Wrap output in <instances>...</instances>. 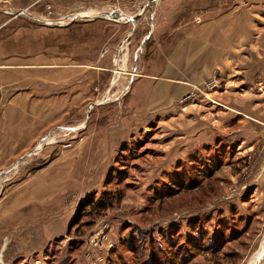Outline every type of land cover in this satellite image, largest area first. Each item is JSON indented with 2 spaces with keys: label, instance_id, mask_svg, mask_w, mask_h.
Here are the masks:
<instances>
[{
  "label": "rangeland",
  "instance_id": "rangeland-1",
  "mask_svg": "<svg viewBox=\"0 0 264 264\" xmlns=\"http://www.w3.org/2000/svg\"><path fill=\"white\" fill-rule=\"evenodd\" d=\"M222 2L224 0H147L143 7L151 11L142 15L143 7L138 8L142 0H130L136 5L135 13H122L123 20L118 21L104 18L109 23L126 21L136 25L132 32L119 34L117 38L124 41L126 47L120 55H128L124 67L132 72L140 61L135 62L131 57L135 58L141 52L144 42L154 57L150 62L151 68H156L159 53L164 56L165 50L176 44L177 38L185 36L183 32L181 35V31L194 24V16L210 14L220 9ZM232 3L236 6L240 2L232 0ZM87 4L90 6L81 9H93L95 12V8L107 10L111 7L93 3L92 0ZM64 5L68 6L67 3ZM37 6L44 15L32 14V17L45 18L41 16L48 14L46 1ZM67 8L65 11L55 7L56 15L52 16L55 20L51 24L46 23L48 26L25 17L10 22L9 15L0 13V26L6 25L0 30V41L6 42L10 36L19 35L16 45L8 46L6 61L23 66L37 64L45 67L44 70L83 64L94 71L97 69L94 75L105 72L102 69L115 67L113 61H96L100 55L96 56L98 52L114 44L95 42L99 40L100 33L86 27L94 24L95 20L75 18V24L89 30L84 48L92 58L96 56L92 61H88L90 58L84 61V55L80 54L82 48L78 47L84 28L76 26L70 32H63L74 24L68 25L71 21L68 18L60 19L63 13L79 6L75 4ZM224 8L221 12L225 11ZM96 12L93 18L100 14ZM113 30L106 34H115ZM64 34L67 37H63ZM64 45L67 52H63ZM36 58L38 63L31 62ZM138 70H144L143 60ZM106 75L114 80L118 76L113 73ZM74 86L79 87H71ZM223 86L220 84V87ZM89 87L93 93L101 90L97 80ZM73 94L74 91L71 96ZM121 98L123 95L119 96L116 104L121 103ZM82 100L77 108L72 106L63 116L60 114L44 125L40 122L39 146L40 151H51L53 145L67 150L71 143L79 150L76 143L89 138L92 155L98 156L103 151L99 160L85 159L77 168L73 164L71 171L64 170L65 173L71 172L66 183L69 187L54 194L58 212L63 214V223L66 220L70 222L80 201L90 199L91 206L84 209L71 230H62L53 239L43 240L39 247L45 249L35 258L36 261L54 264V257H64L60 255V250L77 248L73 254L82 253L80 264L250 263L264 239V171H255L253 156L249 160H238L237 145L219 147L218 141L222 137L190 145L196 142V135L189 138L188 133L187 137L183 128L175 123L183 116L182 107L177 105V112L162 114L145 111L140 116L138 112L118 111L117 105L114 108L97 105L101 100L95 95L84 96ZM186 113L189 129L196 123V114L187 110ZM205 117H208V112L201 111L199 119ZM53 139L55 142H52ZM260 148L264 151V143ZM38 162V169H42L49 161L43 156ZM256 183L258 186L255 188ZM238 194L243 196L240 205L236 202ZM47 250L48 254L45 253ZM177 257V260L173 259ZM260 264H264V259Z\"/></svg>",
  "mask_w": 264,
  "mask_h": 264
},
{
  "label": "crops",
  "instance_id": "crops-1",
  "mask_svg": "<svg viewBox=\"0 0 264 264\" xmlns=\"http://www.w3.org/2000/svg\"><path fill=\"white\" fill-rule=\"evenodd\" d=\"M45 1L47 16H41L45 17L42 19L32 17V14L44 15L38 11L37 5ZM146 1L142 0L138 8L143 7ZM236 1L240 3L234 6L232 0H224L219 5L220 9L206 13L207 20L203 23L189 24L181 31V35L182 32L185 33L183 38H177L176 44L165 50L164 56L159 53L156 68H151L150 62L154 57L144 42L137 58L131 57V60L140 62L132 72H128L123 64L128 55H120L126 47L124 41L117 38L119 34L132 32L136 25L126 21L109 23L104 16L77 17L86 21L95 20L94 24L86 26L100 33L99 40L95 42L114 44L107 50L98 52L96 56L100 55L96 61H113L116 68L113 66L102 69L105 72H96L95 75L93 72L97 69L94 71L83 64L48 67L50 70H44L45 67L37 64L23 66L8 62V46H15L19 35L10 36L7 43L0 41V264H41L43 261L35 260L45 249L39 247L40 243L48 238L53 239L55 234L60 235L62 230L66 229L67 232L70 222L61 221L63 214L58 212V201L54 195L55 191H65V187H69L66 183L71 172L65 173L64 170L71 171L73 164L77 168L85 159L99 160L103 151L98 156L92 155L90 139L83 138L82 143H76L79 150L70 143L67 150H60L53 145L50 147L51 151L37 152L39 126L40 122L44 125L60 114L63 116L72 106L77 108L84 96L95 95L101 100L97 105H110L111 108L117 105L118 111L124 113L138 112L141 116L145 111H156L169 114L177 109L176 103L182 97L191 93L192 86L216 78L224 86L212 88L208 93L204 91V97L194 99L191 104L200 113L208 112V117L200 119L205 129L196 134V142L190 145L222 137L221 144L237 145L238 160H249L253 156L255 171H264V151L260 148L264 143V0ZM88 2L89 0H0V13L9 15L10 22L25 17L48 26L45 22L53 23L55 20L52 17L56 15L55 7L67 11L68 6L78 4L79 8L63 13L60 19L68 18L71 20L68 25L74 24L63 32H70L76 26L84 28V34H80L78 39V47L82 48L80 54L84 55L86 62L87 58L92 61L96 56L92 58L84 48L88 42L89 30L75 24L74 16H96V11L100 14L117 11L115 15L118 16L137 11L134 8L136 5L129 0H117L107 10L98 8V11L95 8L94 12L93 9H81L92 5L87 4ZM222 8L225 11L221 12ZM143 11L142 15L151 10L144 8ZM20 12L24 14L20 15ZM5 26H0V30ZM111 30L115 34H106ZM63 37H67V34ZM68 46L71 48V45ZM65 47L67 46H63V52H67ZM141 60L144 70L139 72L136 70L141 65ZM31 62L38 63L39 59H31ZM112 70H117L118 76L115 80L112 77L111 82L112 78L106 74L113 73ZM94 80L98 81L101 89L97 93L91 92L89 87ZM71 84L80 88L71 87ZM75 88L78 90L75 91ZM72 91L74 94L71 96ZM120 95H123V99L121 98L120 104H116ZM112 96L113 99L108 100ZM200 113L196 114L198 118ZM253 148L255 151L251 152ZM43 156L49 162L38 169V161ZM257 186L258 183L254 185L255 188ZM62 197L64 198V193ZM242 197L239 194L236 196L239 205ZM91 234L93 235L92 232ZM60 251V255L64 257L60 259L59 256L55 264H80L82 253L70 259L71 256L65 249ZM18 258L21 260L17 261Z\"/></svg>",
  "mask_w": 264,
  "mask_h": 264
},
{
  "label": "bare ground",
  "instance_id": "bare-ground-1",
  "mask_svg": "<svg viewBox=\"0 0 264 264\" xmlns=\"http://www.w3.org/2000/svg\"><path fill=\"white\" fill-rule=\"evenodd\" d=\"M93 13V11H90ZM77 17H92L89 16L88 14H78L77 16L75 15L74 18ZM125 17V16H124ZM106 18L112 19V20H123V18H121V14H119L118 16L115 15H109L106 14ZM117 20V21H118ZM130 21V20H128ZM132 23V21H130ZM137 57H135L136 59ZM116 59V58H115ZM114 74H117V70H112ZM111 71V72H112ZM220 85V81L217 80L216 78L210 80L209 82L203 83L201 85H194L192 86V91L191 93H189L185 99H183L181 102H177L176 105L179 107H182L181 112L183 113V116H180L177 120H175V123L177 124V126H181L183 128V130L185 131L186 136L188 137V133H189V138H192L194 135H196L198 132H203V130L205 129L203 126V121L200 120L198 118V116H194V118L196 119V123L194 126H192L191 128L188 129V122L185 120V117L187 115V112L192 113V114H198V112L200 113V110L197 108L195 109L192 105L191 106H186L189 103H192L194 99H200L201 97H204V91L206 90H210L212 88H218ZM178 110H175L174 112H177ZM199 120V122H198ZM256 125L262 126L259 123H256ZM39 151L41 150V147L38 146ZM6 173H9L8 171ZM264 259V239L261 242V245L259 247V249L256 251V253L254 254V256L252 257V259L250 260L249 264H260L261 261Z\"/></svg>",
  "mask_w": 264,
  "mask_h": 264
},
{
  "label": "trees",
  "instance_id": "trees-1",
  "mask_svg": "<svg viewBox=\"0 0 264 264\" xmlns=\"http://www.w3.org/2000/svg\"><path fill=\"white\" fill-rule=\"evenodd\" d=\"M216 139H218V138H215V140ZM218 143L220 144L219 145V147H222V146H225L224 144H221V141H218ZM91 206V203H90V199H85L84 201H80L79 202V204L77 205V207H76V209H75V212H74V215H73V217H72V219H71V221H70V223H69V226H68V231L69 230H71V228H72V226H73V224L76 222V220H77V218L80 216V215H83V211H84V209L86 208V207H90ZM91 209H93V207H91ZM80 246V245H79ZM77 249V248H76ZM76 249H68V250H66L67 251V253H68V255L69 256H73L74 258H76L78 255H79V253L78 254H76V255H74L73 253H75V251H76ZM48 250L45 252L46 254H48ZM72 257V258H73ZM56 260L55 261H53V263L55 264L57 261H58V259H59V257H54ZM179 257H177V258H173V259H175V260H177ZM177 264H183L181 261L180 262H178Z\"/></svg>",
  "mask_w": 264,
  "mask_h": 264
},
{
  "label": "built area",
  "instance_id": "built-area-1",
  "mask_svg": "<svg viewBox=\"0 0 264 264\" xmlns=\"http://www.w3.org/2000/svg\"><path fill=\"white\" fill-rule=\"evenodd\" d=\"M92 1H93V3L95 2L96 4L102 3V5H104V7H107V6L110 7L112 3L117 2V0H92ZM144 8L145 7H143L141 11H143ZM141 11H140V13H141ZM19 14L20 15H23L24 13L23 12H20ZM106 14H109V15H113L114 16V12L113 11H111L109 13H106ZM106 14H99L98 17H102V16L106 17ZM204 20H206V15H204L203 13H199V14H196L194 16L193 23L195 25H199V24L203 23ZM45 23H49L50 24L51 22H45ZM95 246H97L96 243H95Z\"/></svg>",
  "mask_w": 264,
  "mask_h": 264
}]
</instances>
